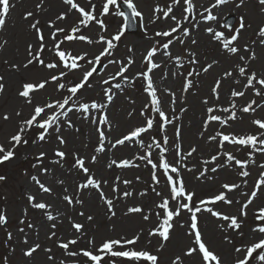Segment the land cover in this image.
I'll use <instances>...</instances> for the list:
<instances>
[{"label": "rangeland", "instance_id": "rangeland-1", "mask_svg": "<svg viewBox=\"0 0 264 264\" xmlns=\"http://www.w3.org/2000/svg\"><path fill=\"white\" fill-rule=\"evenodd\" d=\"M194 1L195 10L198 12L197 15L184 13L180 5L172 4V0H133L137 9L143 14L142 21L145 22L144 26L139 24L141 20L137 18L134 33H125L120 41L114 42L117 46L113 50L112 56L102 58L101 63L97 64L100 66L99 71L90 78L92 87L86 86L75 98L78 103L91 104L92 101H96L97 103H105L107 106L112 103L109 108H105L111 128L109 129L108 126L103 128L107 137L103 153L95 151L99 144L97 125L93 123L92 126L81 125L80 120L84 119L85 114L73 108V111L68 116V119L73 124L72 128H68L67 124L63 122V118H61L60 135L67 141L66 145L61 146L58 144L54 131L48 142L33 145L31 140L35 138L34 132L38 131L33 130L27 134L29 144L18 147L15 158L0 165V175L6 177L5 181H0V212H4L7 216V224L0 226V264H4L5 258H7L8 264H60L61 260H65L66 264H72L73 258L66 257L64 251L58 247L60 240L77 239V245L70 246V250H78L81 248L99 247L104 239L120 237L130 239L137 233L141 234V238L135 245L136 249H147L152 251L153 254H157L160 257V264H171L176 255L181 256L183 264H202L198 254L190 258L183 256V252L187 250V247L192 246V237L187 235L190 213L186 210H183L181 215L175 218L172 238L165 242L164 249L159 253L155 251L159 248L162 241L156 236L149 237L148 231L158 223V217L155 213L160 211V209L155 206L161 202V197H158L156 192H160L162 196H169V190L165 185L164 178L161 176L159 185L151 180V166L147 165L145 161L137 159L138 156L144 155L147 150L140 147L138 139L130 142L126 141L124 145H117L115 148H112L109 143V141L114 143L116 139L127 134L135 127L142 126L146 122L147 116H157L150 108L144 116L141 115V110L149 98L143 90L145 86L143 78L137 75V73L146 71V62L143 57L149 47L154 45L159 49L154 62L159 63L161 67L154 70L152 75L158 88V96L162 101V110L165 111L169 118L175 115L179 119L174 124L168 125L164 132H161L159 130L160 120L157 116L156 126L148 133L142 135L144 144L151 143L153 137L162 144L163 136L167 135L169 143L166 146L168 152L165 155L170 163H176L179 159L175 154L177 145L180 146L181 154L185 156L190 148L195 146L197 152L192 157L184 159L178 165L187 190L196 193L193 203L198 204L199 200L217 195L221 191H224L228 198L233 200L231 205L217 202L215 205L208 206L213 207L214 210L221 211L225 215H236L238 222L241 223V228L238 230L228 228L229 221L213 217L206 211L198 213L199 227L202 230L204 240L208 243L210 249L215 250L221 256L222 264H235L237 259L244 257L247 247L260 239L259 232L255 237L249 236V233L253 228L260 226L259 222L255 220V216L258 214V209L264 207V185L261 186L253 203L246 209V217L240 216V210L242 205L249 199L251 191L255 189L256 182L260 179V174L264 172V168L260 166L264 164V153L254 152L249 157V152L253 151L251 148L234 146L228 142H225L224 147L221 149L219 147V137L216 141H209L208 136L215 135L217 132L236 135L262 132L261 129L252 124V121L254 119L264 120V107L257 108L255 112L249 113H243L240 110L251 100H256L257 104L264 105V98L256 96L253 88L243 89L242 84L246 81L244 77L239 76L238 71H236V65H247L252 71L257 72L258 77L264 75V44L260 43L263 38L258 35L259 28L264 26V18L261 17L262 15L264 16V5H261L259 0H244L243 5H240V0H231L229 4L215 8L217 15L224 10L223 7H227V10H229L228 7H232L235 10L231 12L234 16L233 20L236 21L233 27H237V22H240V18L243 17L245 27L243 32H240L238 40L233 43V46L239 48L238 54L234 55L228 53L222 47L221 42L213 39V34L206 32L208 27H212L216 31H223L225 38H228L232 31L231 29L220 27L219 20L214 22L206 21L207 24H201L203 15H207L204 9L210 7L215 0ZM74 2L86 9L89 8L90 3L94 4L96 9H100L102 0H74ZM182 2L183 0H181V4ZM11 3L15 7L11 9L6 18L2 42L0 43L2 45L0 47V76L4 77L2 82L5 84L4 91L0 93V143H4L6 148L11 147L7 140L15 133L21 119V117L16 116V112H21L22 117L27 118L31 111V106L18 96L21 85L26 81L50 78L51 75H58L61 71H67L68 75L66 78L59 81V83L66 84L64 90L57 91V83L49 82L44 90L34 94V103H45L53 100L62 101L64 97L70 95L67 92V87L82 79L83 72L91 67L88 61L94 60L95 56L102 51L105 45L103 42H95L99 40L102 33L100 34V28L92 23L87 28L81 27L80 33L88 35L94 43L64 41L61 44V50L70 52L72 55L87 53L85 60L78 61L81 64L79 69L68 71L60 64L58 68L49 70L35 62L25 68L24 64L29 58L28 45L33 44L34 48L39 47L36 40V32L30 27L32 23L37 20L40 21L38 26L45 35V50L41 54V58L46 63L58 62V57L54 51L55 42L51 38V32L54 31V28H64L66 34L70 33L71 28L77 25L80 15L76 10L65 4L64 0H45L40 10L36 8L40 0H11ZM169 5L173 6L174 11L172 14L176 15L177 19L181 21L182 27H187L190 30L188 37H184L180 30L173 34L171 38L174 39L176 36H180L185 43L180 44L174 39V43L168 49L171 57L164 56L161 47L169 38L158 37L156 32L169 30L175 26L176 22L170 18L164 19L162 11L159 13L154 12L157 6L160 8L165 7L163 10H167ZM27 11H32L34 13L33 17L25 19L24 14ZM61 12L67 13L66 18L57 21L56 17ZM184 15H188L189 18L184 20ZM157 16L160 18L155 19ZM49 21L54 22V28L48 26ZM117 29V24H114V28L106 32V36L116 32ZM63 35L58 33L57 39L63 40ZM137 35L140 37L138 38ZM141 39L147 42L141 44ZM192 40H196V44H193ZM245 45L248 46L249 51L244 50ZM253 51L256 54V59L247 62ZM189 52L196 53L197 64L193 65L189 62ZM177 55L184 60L183 67L177 68L176 66L174 57ZM241 55L245 57L244 61L239 60ZM128 58L134 61L125 73L128 80L125 82L118 78L116 81H110L109 85H102L101 82L119 71V68L127 63ZM109 59H115L121 63L108 64ZM213 61L217 63L207 73H204L202 67H206ZM12 64H16L18 70L12 68ZM104 65H107V67L105 68ZM190 67H195L196 72L200 74L187 77ZM225 71H233V77L225 78L223 75ZM164 72H168L166 79H162ZM172 72H177L178 74L174 77ZM7 73L9 74L8 78ZM186 77L192 80L193 86L189 91L184 92L182 86ZM218 79L221 80L220 98L216 100L211 93V88ZM236 80H240L241 84H237ZM115 83H121L122 88L119 90L112 88L113 100L108 103L104 96V88L110 87ZM255 87H259V85ZM164 89H170L176 94L175 112L172 110L171 96ZM233 89L245 91V95L243 97H231V90ZM205 98L210 101L208 105L202 102ZM231 100L236 101L238 118L234 121H229L225 126H221L219 122H212L205 130L203 122L206 119L207 107L213 105L219 108L228 107ZM69 106H72L71 101L66 107ZM182 107L186 111L181 112L180 109ZM98 112L100 113V111H96V114ZM5 113L11 117L10 120L5 121L3 119ZM90 113L93 114L94 111ZM129 113H132V115L129 116ZM213 114L229 115L220 111ZM177 125L181 128L179 139L175 135ZM201 132H203V137H201ZM57 148L69 154L63 167L50 163V161L56 159L54 153ZM40 151L47 152L44 166L51 169L47 174L41 173L39 167L33 168L36 163L35 157ZM152 152V158L155 161L159 155V149L154 148ZM218 152H231L237 159L242 161L247 159L249 163L246 169H241L234 161L226 164V157L222 154L214 163L207 165L203 163L205 160H210V157ZM72 153H78L83 156L86 160V166L90 167L91 173L96 178L108 182L106 185L102 184V188L107 197L114 200L115 217L109 219L110 214L107 213L104 201L99 199L98 193L94 189L84 190L81 193L80 198L84 201L82 207L80 205L72 207L63 202L64 189L67 188V194L72 195L76 192L77 185L84 180L82 173L69 171L74 162ZM93 155L97 156V162L95 163H92L90 159ZM122 159L132 161L133 166L126 168L115 165L112 168L107 167L112 160H116L119 163ZM253 160L255 161L254 163L252 162ZM218 164L223 165V167L218 168L215 173L211 172V168L216 167ZM188 169L193 170L188 171ZM204 169H208L206 176L209 178L201 177L198 179L199 172ZM242 170H247L249 176H240L239 172ZM33 175L38 176L46 186L53 187L54 195L42 193L38 185L31 179ZM157 175H160L159 171ZM117 176L120 177L119 181L116 180ZM137 176L140 177L139 180L136 179ZM59 180H63L64 184L60 185L58 183ZM124 180H129L132 183L125 185L123 184ZM224 183H237L241 186L234 192L228 193L227 190L222 188ZM113 185L118 186V191L115 193L112 191ZM124 191H131L133 195L124 198L122 195ZM141 192H144L145 195L141 196ZM29 194L35 195L38 201L51 203L54 216L57 211L61 213L58 220L55 221L57 224L55 229L57 235L53 239H48V234L51 231L49 227L51 222L46 220L40 210H35L29 205L27 200ZM133 206L142 207L144 214L150 215V219L144 221L141 214H126L127 209ZM170 207L174 208L175 203L170 201ZM25 210H27L26 214ZM81 211L84 212V216L78 214ZM88 215H92L94 220L91 222L87 221L86 217ZM69 218L85 225L82 237L74 233ZM21 220H24L25 223L21 224ZM28 222L35 226L34 229L27 227ZM20 228H24L25 231L21 233L19 231ZM9 232L12 233L11 240L8 239ZM37 232L39 233L38 235ZM40 232H43L41 236ZM25 235L28 238L27 244L24 243ZM225 237L228 239L226 240ZM90 239H94V245L88 243ZM149 241L151 242L149 243ZM36 242L41 244V250L35 253L32 258L25 257L23 252ZM44 248L52 249L53 261L47 259L49 254L43 251ZM236 248H240L241 251H235ZM260 251L257 250L256 253H253V256L249 258V264H264L257 258ZM76 259L79 264H89L87 258L83 256ZM117 264H122L120 259H117Z\"/></svg>", "mask_w": 264, "mask_h": 264}, {"label": "snow or ice", "instance_id": "snow-or-ice-1", "mask_svg": "<svg viewBox=\"0 0 264 264\" xmlns=\"http://www.w3.org/2000/svg\"><path fill=\"white\" fill-rule=\"evenodd\" d=\"M45 0H40V3L36 5L37 10H40L42 5L44 4ZM229 0H215V2L208 8L204 9V12L207 15H203L204 21H216L217 16L213 15L212 10L227 4ZM64 3L69 5L71 9L76 10L79 15L80 19L78 20L77 25L71 28V32L66 34L64 28H54V22L49 21L48 26L50 28H54V31L51 32V38L55 42L54 51L56 56L58 57V62H49L46 63L43 58H41V54L45 50V35L41 28L38 26L40 21H35L30 25L32 29L36 32V40L38 42L39 47L34 48L33 44L28 45V59L24 67L27 68L29 65H32L34 62L49 69L53 70L58 68L60 64L63 65L65 69L68 71L79 69L81 64L78 61L85 60L87 57V53L82 55H72L70 52H66L61 50V44L64 41H81L87 42L88 44L94 43V41L88 36L84 34L77 33L81 32V27L87 28L90 24L95 23L99 25L101 31H106V25L103 20L97 19L96 16V6L94 4H89V8L86 9L85 7L80 6V4L74 2V0H64ZM244 0H240V5H243ZM261 5H264V0H259ZM123 4L127 6L130 10L129 13L124 11H119L120 4L118 0H105V3L102 6L101 15H108L110 14V7H114L116 9L115 15L123 18V25L119 29V31L111 38L106 39L104 35H100L99 40L95 41L96 43L103 42L105 43V47L102 51L99 52L98 55L95 56L94 60L88 61L91 65L90 69L83 72L82 79L79 82H74L70 87H67V92L70 95L63 98L62 101L60 100H53L51 102L45 103H34V94L42 91L45 89L46 85L49 82H56L57 83V91L64 90L66 88L65 83H59V81L63 78H66L68 75L67 71H61L58 75H51L50 78H42L37 81H26L21 85L20 90L18 91V96L23 98L26 104L31 106V111L27 118L22 117L21 112H16L17 117H21L17 129L14 134H12L7 143L11 145V147H5L4 143H0V163H4L10 161L15 158L16 150L21 145H28L29 139L27 138V134L30 131L38 130L34 132L35 138L31 140L33 145H38L41 142H48L50 136H52L53 131L56 134L55 138L59 145L63 146L66 145L67 141L65 138L60 135L61 127H62V120L67 124L68 128H72L73 124L68 119L69 113L73 111L75 108L77 111H81L85 114V119H88L90 116V109L100 111L101 114L98 118L93 117L92 123L94 125H107L109 129L111 128V124L109 122L108 116L106 113L102 112L101 110L107 107L105 103H97L96 101H92L91 104L89 103H78L75 99L77 94L87 87H92L90 83V78L93 77L94 73H97L99 70L95 66L101 63L102 58L112 56L113 50L117 46L115 42L120 41L121 37L125 34L127 28L135 27L137 25V18L141 21L143 20V14L137 9V6L133 2V0H123ZM173 5H180L182 11L184 13H195V4L194 0H183L181 4V0H172ZM15 5L11 3V0H0V29H2L6 24V17L9 15L12 8ZM163 12L164 19H172L175 21V26L171 27L169 30L156 32V36L158 37H165L169 38L167 42L161 45L163 49V55L171 57V53L168 51L170 45L174 43V39L176 42L180 44H184L185 41L180 36H176L174 39V33H177L178 30L182 31V35L184 37H188L190 35V30L187 27H182L181 21L177 19L176 15H173V6L169 5L167 10L161 9L157 6L154 9V12L159 13ZM34 13L32 11H27L24 14V18L28 19L33 17ZM67 13L61 12L59 16L56 17L57 21L64 20L66 18ZM160 17H155V19H159ZM189 17L188 15H184L183 19L187 20ZM194 18V17H193ZM223 28L231 29V33L228 38H225V33L223 31H216L212 27H208L206 32L213 34V39L222 43V47L230 54H238L239 48L233 46V42L237 41L239 38L240 32L244 29L245 24L243 22V17L240 18L239 26L233 27V25L225 23L222 25ZM64 34L63 40L57 39V34ZM258 35L264 38V26H261L258 31ZM159 43V42H157ZM193 44H196V40H192ZM261 44H264V39H261ZM2 47V45H0ZM157 46H152L143 57L144 61L146 62V71L141 73H137L138 76H141L145 82L144 92L148 96V102L144 105L143 109L141 110V115L144 116L146 111L150 110L157 114L160 124L159 130L164 132L166 127L170 124H174L176 120L179 119L178 116H173L169 118L166 115L165 111L162 110L161 107V98L158 96V88L154 82L153 78V71L159 69L161 65L159 63L154 62V58L158 52ZM245 51H249L248 46L245 45ZM131 51V49H129ZM190 60L189 62L193 65L197 64V58L195 52H189ZM256 59V54L253 51L251 55L248 57L249 61H254ZM240 61H244V56H239ZM70 61V62H69ZM175 64L177 68L184 66V60L181 56L177 55L174 57ZM134 61L131 58H128L127 63L124 64L119 68L114 75L109 76L108 79L103 80L101 83L102 85H109L110 81H116L118 78H121L125 82L128 80V77L125 73L128 71L129 66ZM120 64V61L115 59H109L108 64ZM217 63L213 61L212 63L208 64L206 67H202V71L207 73L210 69L213 68L214 64ZM12 68L18 70V66L16 64L11 65ZM106 68L107 65H104ZM236 71H238L240 77H244L245 81L242 84L243 89L247 90L248 88H253L254 93L256 96L264 98V75L258 77L256 71H252L248 68L247 65L240 66L239 64L236 65ZM177 72H172V76H176ZM200 73L196 72L195 68L187 73V77H192L193 75L198 76ZM225 78H232L233 71H225L223 73ZM168 76V72H164L162 79H166ZM185 78V82L182 86V90L187 92L193 86V82L191 79ZM4 80L3 76H0V93H2L5 89V84L2 82ZM237 84H241L240 80L235 81ZM259 85V87H255ZM121 89V83H115L110 87L104 88V96L108 103L113 100V93L112 88ZM221 87V80H216L214 86L211 88V93L215 97L216 100H219L220 93L219 89ZM171 96V106L173 112H175V104H176V94L175 92L171 91L170 89H164ZM245 95V91L231 90V97H243ZM69 107H66L70 104ZM205 105H208L210 101L205 98L202 101ZM255 105V107H254ZM264 107V105L257 104L256 100H251L248 102L240 111L243 113L255 112L257 108ZM181 112L186 111L185 108L180 109ZM223 112L228 113L227 116L215 115L214 112ZM132 113H129L131 116ZM157 116H147L146 122L142 126H137L134 129L130 130L127 134L123 135L122 138L116 139L115 143H110L112 148H115L117 145H124L126 141L130 142L133 140H139L140 147L146 148L145 154L142 156H138L137 159L145 161L147 165H150L152 168L151 173V180L159 185L161 183V176L164 178L165 185L169 190V196H162L160 192H156L158 197H161V202L156 204V208L160 209L157 211L155 215L158 217V223L148 231L149 237H159L161 239V243L159 248L155 251L159 253L165 247V242H168L172 238V233L174 230V220L175 218L179 217L183 210H186L190 213L189 224L187 225L189 231L187 235L192 237L191 244L192 246L187 247V250L183 252V256L186 258L193 257L195 255H199V260L202 264H222L221 256L213 249H210L208 243L205 242L202 230L199 227V217L198 213L202 211H206L211 214V216L221 219L223 221H229L228 228L238 230L241 228V223L238 222V217L236 215H225L221 211L214 210L213 207H209L208 205H215L217 202H223L225 204L231 205L233 200L228 198L224 191H221L219 194L209 197L207 199L199 200V203H193L194 196L196 195L193 191H188L186 188L185 181L183 177L180 175V167L178 165L186 159L187 157H192L194 153L197 152V148L195 146L191 147L190 150L187 152L186 156L182 155L180 152V146L177 145V156L179 159L176 163H170L166 157V153L168 152V148L166 147L169 143L167 135L163 136V143L161 144L160 141L156 140L155 137L152 138V142L145 145L142 139V135L148 133L150 130L156 126ZM237 117V108H236V101L231 100L228 107L219 108L215 105L211 107H207L206 109V119L203 122V127L207 130V127L212 122H219L221 126H225L229 123V121L236 120ZM3 119L8 121L11 117L5 113L3 115ZM252 124L258 126L261 130H264V120L262 119H254ZM97 132L99 136V144L95 148L97 153H103L105 151V141L107 140L105 131L102 127H97ZM181 134L180 126H176L175 135L177 139H179ZM201 137H203V132H201ZM219 137V147L222 149L224 147V143L228 142L234 146H240L244 148H251L253 151L249 152V157L253 155L254 152L264 153V131L257 134H247V135H236V134H224L223 132H217L215 135L208 136L209 141H216ZM159 149V155L157 159L153 160V149ZM226 157L225 163L235 162L237 166L241 169H246V166L249 163V160H240L237 159L235 155L231 152H218L216 155H212L210 160H205L203 163L205 165L209 163H214L217 161L220 155ZM56 159L50 161V163L63 167L64 162L66 161L67 156L69 155L66 151L57 150L54 153ZM73 163L69 171H75L77 173H82L84 180L82 183L77 185V190L74 194L68 195L67 188L64 189V194L62 195V200L67 205L74 207L75 205H80L81 207L84 204V201L80 198L81 193L84 190L94 189L99 196V199L104 201L106 206L107 213H109V219L116 216V211L114 210V200L107 197L105 192L103 191L102 184L106 185L108 182L106 180L98 179L95 177L93 173H91L90 167L86 166V160L83 156H80L78 153H72ZM47 157L46 151H40L39 154L35 157L36 163L33 165V168L39 167L41 173L47 174L51 171L48 167L44 166V160ZM91 162H97V156L93 155L91 158ZM255 162L254 160L252 161ZM126 168L133 166L132 161L128 159H122L119 163L116 160H112L107 167L112 168L113 166ZM138 166V165H136ZM264 168V164L260 165ZM186 167V166H185ZM223 167V165H216V167L211 168V172L215 173L218 168ZM193 169H188V171H192ZM160 172V175H157V172ZM208 169H204L203 171L199 172L198 179L201 177L209 178L206 176V172ZM239 175L242 177L249 176V172L247 170H242L239 172ZM31 179L38 185L39 190L42 193L52 194L54 195L53 187L46 186L45 183H42L38 176L33 175ZM137 180L140 177H136ZM6 177L4 175H0V181H5ZM116 180L119 181L120 177L117 176ZM58 183L60 185L64 184L63 180H59ZM132 182L129 180H124L123 184L130 185ZM246 183V181H245ZM264 185V172L260 174V179L256 182L255 189L251 191L249 199L242 205L240 210V216L246 217L248 207L253 203L255 198L258 195V191L261 189V186ZM240 184L237 183H224L222 188L227 190L228 193L234 192L240 188ZM112 191L115 193L118 191V186L113 185ZM155 191V189H153ZM124 198L130 197L133 195L131 191H124L122 193ZM141 196L145 195L144 192L140 193ZM27 200L29 205L35 209L40 210L41 213L46 217L48 222H51L49 227L51 229L50 233L48 234V239H53L56 237V227L57 224L55 221L58 220L61 213L57 211L56 215H53V205L46 201H38L35 195L29 194L27 196ZM170 201L175 203V207H170ZM239 203V201H237ZM25 210V214H26ZM80 216H84V212L78 213ZM126 214H141L142 219L144 221H148L150 219V215L144 214V210L140 206H133L127 209ZM87 221L91 222L94 220L92 215H88L86 217ZM255 220L259 222L257 228H253V232H259L260 234H264V207H260L258 209V214L255 216ZM69 222L71 224L72 229L74 230L75 234H79L81 237L84 235L85 225L82 223L75 222L71 218H69ZM21 224H24L25 221L21 220ZM7 224V216L4 212H0V226ZM183 226V225H182ZM27 227L29 229H34V225L31 222H28ZM19 231L23 233L25 231L24 228H20ZM39 233L37 232V235ZM141 238V234L137 233L133 235L132 238L127 237H120L116 239H104L99 247L93 248H81L78 250H70V246H76L78 240L75 238L68 239V240H60L58 242V247L62 249L65 253L66 257L73 258L72 264H79V261L76 259L80 256L87 258L89 264H117V259H120L122 264H160V257L157 254H153L152 251L147 249H136L135 245ZM8 239H12V233H8ZM227 240L228 238L225 237ZM151 241H149L150 243ZM24 243H28L27 235H25ZM90 245H94V239H90L88 241ZM41 250V244L39 242L31 244L24 252L23 255L27 258H32L35 253ZM257 250H261L260 254L258 255V260L264 262V239H260L258 242H254L251 246L247 247L246 254L243 258L237 259L235 264H249V258L253 256V253H256ZM43 251L48 253L47 259L49 261H53L54 257L51 255L52 249L51 248H44ZM235 251L240 252V248H236ZM4 264H8L7 258L4 259ZM60 264H66L65 260H61ZM171 264H183L182 258L180 255H176L175 259L172 260Z\"/></svg>", "mask_w": 264, "mask_h": 264}, {"label": "bare ground", "instance_id": "bare-ground-1", "mask_svg": "<svg viewBox=\"0 0 264 264\" xmlns=\"http://www.w3.org/2000/svg\"><path fill=\"white\" fill-rule=\"evenodd\" d=\"M261 17L264 18L263 15H262ZM137 36H138V38L140 37L139 35H137ZM145 42H147V41L144 40V39H143V40L141 39V44H142V43L145 44ZM22 53H24V52H22ZM256 63H257V62H256ZM8 77H9V74L7 73V78H8ZM166 84L168 85V81L166 82ZM42 234H43V232H40V236H41ZM257 234H258V232L254 233L253 230H251L250 233H249V236L251 235L252 237H255Z\"/></svg>", "mask_w": 264, "mask_h": 264}]
</instances>
